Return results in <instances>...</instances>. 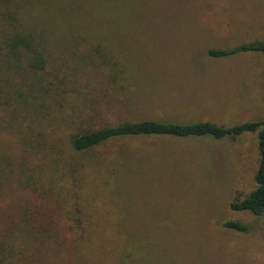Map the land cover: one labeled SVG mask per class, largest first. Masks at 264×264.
<instances>
[{
    "label": "rangeland",
    "instance_id": "obj_1",
    "mask_svg": "<svg viewBox=\"0 0 264 264\" xmlns=\"http://www.w3.org/2000/svg\"><path fill=\"white\" fill-rule=\"evenodd\" d=\"M7 15L40 36L47 62L37 85L24 64L9 73L15 121L20 104L0 108V237L20 231L3 264H264V213L229 209L254 187L255 133L69 147L142 120L263 119L264 54L206 51L264 43V0H0V34ZM92 45L116 72L86 62ZM22 167L32 190L18 187Z\"/></svg>",
    "mask_w": 264,
    "mask_h": 264
},
{
    "label": "trees",
    "instance_id": "obj_2",
    "mask_svg": "<svg viewBox=\"0 0 264 264\" xmlns=\"http://www.w3.org/2000/svg\"><path fill=\"white\" fill-rule=\"evenodd\" d=\"M9 20L8 27L0 34V108L9 107L12 103L20 104L22 95L19 87H13L9 73L18 68L24 69L27 73H31L36 79V85L41 80L40 71L47 62V57L44 54L45 50L41 46L42 42L40 36L36 35L34 31L27 28L16 30L17 25L10 21L14 18L7 15ZM19 26V25H18ZM35 39L40 42L36 43ZM246 53H262L264 54V43L250 42L240 44L236 47L226 50H207L206 56L209 58H225L232 55L246 54ZM90 57L86 62L88 64H100L111 71L116 72V61L111 62L105 56L98 52L97 48L92 45L87 51ZM24 57L21 61L20 58ZM50 59H55L53 56ZM24 64V65H23ZM21 65H23L21 67ZM99 67V66H97ZM101 68V67H100ZM53 86H63L64 81L55 78ZM35 85V86H36ZM23 108V101L16 110L10 111V122L15 121L16 115ZM244 133L256 134V147L258 151L257 167L253 176V189L248 192L241 200L229 203V209L234 212H247L252 216L258 217L264 213V118L254 122H242L228 127L217 126L212 123H165L152 120H142L133 123H122L116 126L100 129L86 134L72 136L69 140V147L74 153H79L102 144L106 141L116 138L126 137H173V138H195V137H209L213 140H221L223 138H235ZM24 148V147H23ZM28 148V147H27ZM25 151H33L31 148L24 149ZM2 166L0 165V189L3 186L2 181ZM20 168V167H19ZM18 187L24 190L34 189L31 178L27 174V170L22 167L19 177L17 178ZM222 227L238 233L247 231V226L234 221H225ZM20 232V231H19ZM12 230L8 236L0 237V264L4 260L11 259V250L16 234ZM22 233L26 231H21ZM13 234V235H12ZM17 236V235H16ZM29 233L22 234L18 237L20 244V256L26 249V238ZM17 242V239H16ZM21 259V258H20Z\"/></svg>",
    "mask_w": 264,
    "mask_h": 264
}]
</instances>
